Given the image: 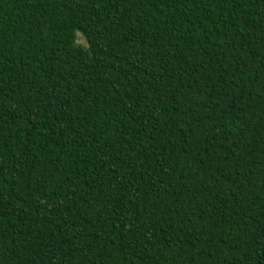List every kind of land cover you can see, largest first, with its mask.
I'll list each match as a JSON object with an SVG mask.
<instances>
[{
  "label": "trees",
  "instance_id": "obj_1",
  "mask_svg": "<svg viewBox=\"0 0 264 264\" xmlns=\"http://www.w3.org/2000/svg\"><path fill=\"white\" fill-rule=\"evenodd\" d=\"M0 264H264V0H0Z\"/></svg>",
  "mask_w": 264,
  "mask_h": 264
},
{
  "label": "rangeland",
  "instance_id": "obj_2",
  "mask_svg": "<svg viewBox=\"0 0 264 264\" xmlns=\"http://www.w3.org/2000/svg\"><path fill=\"white\" fill-rule=\"evenodd\" d=\"M77 41H78V42H81V39H78Z\"/></svg>",
  "mask_w": 264,
  "mask_h": 264
}]
</instances>
